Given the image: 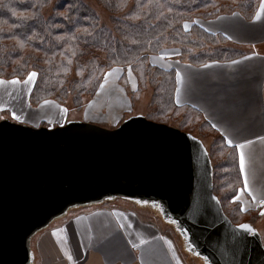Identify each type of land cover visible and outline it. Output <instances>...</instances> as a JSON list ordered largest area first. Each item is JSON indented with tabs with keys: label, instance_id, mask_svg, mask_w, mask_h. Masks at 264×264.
Masks as SVG:
<instances>
[{
	"label": "water",
	"instance_id": "95a60500",
	"mask_svg": "<svg viewBox=\"0 0 264 264\" xmlns=\"http://www.w3.org/2000/svg\"><path fill=\"white\" fill-rule=\"evenodd\" d=\"M110 196L159 201L209 264H264L252 226L225 215L206 150L191 134L144 117L113 130L0 121V264H29L36 230Z\"/></svg>",
	"mask_w": 264,
	"mask_h": 264
},
{
	"label": "trees",
	"instance_id": "16d2710c",
	"mask_svg": "<svg viewBox=\"0 0 264 264\" xmlns=\"http://www.w3.org/2000/svg\"><path fill=\"white\" fill-rule=\"evenodd\" d=\"M51 1L0 0V79H21L30 67L37 75L32 89L36 98L63 103L71 96L74 106L90 96L114 66H143L147 73L148 55L161 49H179L178 60L194 66L240 57L243 51L228 45L225 37L211 34L193 21L213 17L222 9L238 11L250 20L256 10L255 0H132L128 11L112 18L110 28L101 25L94 11L80 0H58L50 14L44 13ZM104 1L110 8L127 4ZM185 23L190 24L188 29ZM154 74L160 76L157 89L161 94L153 91L151 100L167 106L174 88L173 72L155 69ZM219 139L221 150H230L232 160L215 164L206 151L212 187L234 223L224 199H233L241 187L237 153ZM221 187L225 190L222 198Z\"/></svg>",
	"mask_w": 264,
	"mask_h": 264
},
{
	"label": "crops",
	"instance_id": "0c3cea01",
	"mask_svg": "<svg viewBox=\"0 0 264 264\" xmlns=\"http://www.w3.org/2000/svg\"><path fill=\"white\" fill-rule=\"evenodd\" d=\"M210 24L198 25L225 37L243 51L240 57L202 66L177 60L164 68L175 74L176 105L196 111L236 150L241 187L235 198L256 210L264 206V0L250 20L234 12ZM114 208L80 210L42 233L38 264H186L155 224Z\"/></svg>",
	"mask_w": 264,
	"mask_h": 264
},
{
	"label": "rangeland",
	"instance_id": "374dc122",
	"mask_svg": "<svg viewBox=\"0 0 264 264\" xmlns=\"http://www.w3.org/2000/svg\"><path fill=\"white\" fill-rule=\"evenodd\" d=\"M57 1L52 0L50 5L44 10V13L50 14L52 7H54ZM80 1L94 11L101 25L110 28L112 27V18L114 16L121 17L132 5V0H123L127 1V4L123 5L121 3L122 5L117 8L108 7L104 0ZM260 1L255 0L256 10ZM121 9L124 10L120 11ZM234 12L239 13L238 11L222 9L213 17H200L193 22L210 24L216 17L229 15ZM189 27V23L184 24L185 29ZM228 45L230 44L228 43ZM179 53V49L177 48H168L148 55V61L145 65L147 64L150 67L147 73L144 71L143 66L140 68L132 67L131 65L114 66L104 73L93 93L90 96H84L81 103L76 106L70 102L71 96L66 98V102L63 103L51 99L36 98L32 93V89L37 75L29 67L21 79H0V83L6 85L4 88L0 87V121L5 120L10 123L34 128H55L67 123H87L107 130H113L127 119L144 117L148 120L179 129L198 138L206 151L210 152L212 162L215 164L228 158L232 160L230 150H221L220 137L211 125L205 122L196 111L176 105L174 98L175 88L171 87V100L167 106L160 104L161 101L156 103L151 100L153 91H156V94H161V91L157 89V79L160 76L154 74L155 69L170 71L165 68L170 67L172 62H176L179 59ZM172 72L171 76L174 77L175 81L174 71L172 70ZM33 73H35L34 77H32ZM30 77L32 78L30 79ZM10 95L16 96V99H13ZM19 96L22 98L19 99ZM220 170L218 168L217 172ZM228 171L232 172V168H229ZM218 193L222 198L225 190L221 187L218 189ZM224 205L225 210L235 224L246 222L252 226L253 231L260 238L264 248V206L249 211L247 207L243 208L235 197L231 200L224 199ZM115 206L134 213L142 222L155 224L161 236L170 242L171 250L177 252L184 263L209 264L201 254L189 246L182 224L173 219L159 201L122 196H110L100 201L72 206L59 216L52 218L46 226L36 230L28 238L29 264H38L36 247L42 233L52 229L54 225L71 219L80 210L92 208L116 209L114 208Z\"/></svg>",
	"mask_w": 264,
	"mask_h": 264
},
{
	"label": "snow or ice",
	"instance_id": "6c2138e0",
	"mask_svg": "<svg viewBox=\"0 0 264 264\" xmlns=\"http://www.w3.org/2000/svg\"><path fill=\"white\" fill-rule=\"evenodd\" d=\"M35 76V73H33L32 74V77H34ZM32 77H30V79L32 78ZM241 168H242V170H243V158H241ZM246 227V226H245ZM248 231H250V229H247Z\"/></svg>",
	"mask_w": 264,
	"mask_h": 264
}]
</instances>
